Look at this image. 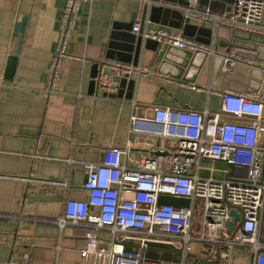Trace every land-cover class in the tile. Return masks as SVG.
Listing matches in <instances>:
<instances>
[{
	"label": "crops",
	"instance_id": "0c3cea01",
	"mask_svg": "<svg viewBox=\"0 0 264 264\" xmlns=\"http://www.w3.org/2000/svg\"><path fill=\"white\" fill-rule=\"evenodd\" d=\"M182 1L165 0L168 7L151 5L142 29L180 32L206 46L210 42L206 57L193 60L174 47L160 50L154 41L125 29L142 22L143 0H92L80 6L66 56L59 63L56 91L49 93L45 88L66 0H0V264H80V250L91 228L68 225L60 230L54 221L61 217L65 200L86 199L81 163H99L106 148H124L129 142L124 161L134 167L143 157L155 156L159 146L157 140L130 132L132 102L219 112L221 94L236 64L224 71V58L234 55L233 49L217 41L227 44L236 38L256 53L247 66L264 65L261 41L231 33L226 26L216 33L218 27L210 23L181 19L175 12L180 10L170 6L180 7ZM234 2L196 0L195 5L222 14ZM23 19L15 71L7 81V60L18 40L14 28ZM261 22L264 25V8ZM104 60L142 66L152 75H131L133 84L119 87L117 97H106L96 87L90 92L93 65ZM97 234L109 237L105 230ZM125 248L135 249L137 242L128 241ZM194 252L199 253L196 248ZM241 253H234L235 264H247L237 258ZM146 254L162 264L182 263L180 252L165 244H149ZM184 264L197 262L190 255Z\"/></svg>",
	"mask_w": 264,
	"mask_h": 264
},
{
	"label": "built area",
	"instance_id": "2783aa9c",
	"mask_svg": "<svg viewBox=\"0 0 264 264\" xmlns=\"http://www.w3.org/2000/svg\"><path fill=\"white\" fill-rule=\"evenodd\" d=\"M91 1L66 0L45 88L49 93L56 91L59 63L66 56L80 6ZM143 1L147 6H169L165 0ZM195 4L196 0H187L186 6L170 7L180 10L185 18L210 23L213 29L226 26L264 37V0H235L222 14L198 9ZM131 31L143 40L154 41L160 50L174 47L209 52L210 48L180 32L143 31L140 22L133 23ZM237 63L250 65L248 60L231 55L224 58V71ZM260 70L264 76V65ZM131 75L150 77L152 73L142 66L104 60L99 63L95 87L104 96L115 97L120 79L128 81ZM132 107L130 132L157 140L159 155L143 157L129 167L124 161L131 148L127 142L124 148H106L99 163H81L86 174V199L65 200L61 217L54 221L60 230L68 225L91 228L80 250V264H162L147 256L151 243L179 251L181 264L190 255L197 264L201 260L235 264V252H243L237 258L247 264H264L262 94L254 89L225 91L217 113L136 102ZM203 160L222 162L223 176H200ZM161 196L183 198L188 203L161 204ZM231 211L238 215L237 220ZM101 230L109 237L99 236ZM128 241L137 242V248H125ZM192 244L201 246L199 253L190 248Z\"/></svg>",
	"mask_w": 264,
	"mask_h": 264
},
{
	"label": "water",
	"instance_id": "95a60500",
	"mask_svg": "<svg viewBox=\"0 0 264 264\" xmlns=\"http://www.w3.org/2000/svg\"><path fill=\"white\" fill-rule=\"evenodd\" d=\"M180 5L186 6L187 0L180 2ZM149 7L150 6H147V5H145V7H144L145 8L144 9V17H143L142 22H141V29L143 27L145 15L147 14ZM175 12L179 14L181 19H185V21H189L188 18H185L183 15L180 14L181 13L180 11H175ZM24 25H25V20L23 19L20 23L16 24L15 28H14L15 34L18 36V40H17V46H16L13 54L7 60L6 75H5V79L7 81L11 80V77L15 71L17 55H18V50H19V45L21 42V36L23 33ZM132 25H133V23H130L128 25V27L124 26V28L125 29H129V28L132 29ZM219 29H220V27L217 28L216 33L218 32ZM231 33H244L245 35H247V37H250L252 39H258L257 41H261V43L264 44V37L257 36V35H250V34H247L245 32L235 31V30H232ZM235 39L234 38H233V40L231 39L230 43H227V44H224V43H221L220 41H217V45L218 46H226L229 51H231L233 49V54L236 57L243 58V59H246L249 61L255 60L256 59V53L253 51V49L251 47H246V48L242 47L240 45V43H238L237 40H235ZM208 43L210 45V42H206V44H208ZM174 49H176V48H174ZM176 50L179 51L180 53H183L184 55H186L187 58H191L193 60H194V58H196L197 56H200V55H202L203 57L207 56V53L204 51L190 52L187 50H180V49H176ZM107 59H109V58H107ZM98 69H99V64L95 63L93 65L92 73L90 75V82H89L90 92L95 87L94 79L96 77ZM240 78H241V80H240ZM127 82H129L130 84H133L132 80L129 79L127 81L126 78H122L119 81V87L123 86V84L127 83ZM247 88L258 90L259 92L262 93V95L264 97V76H263L260 69H257L254 67L251 68V67H249L247 65H243V64H236L233 68L230 79H228L226 89H227V91H230V92L243 93ZM117 96H119V94H117L115 97H117ZM153 155H159V153L155 152V153H153ZM159 203L176 205V206H186L188 201L186 199H183V198L161 196L159 198ZM231 214L234 216L235 220L238 219V215L234 211H231ZM230 224L231 223L228 222L227 226H230Z\"/></svg>",
	"mask_w": 264,
	"mask_h": 264
},
{
	"label": "rangeland",
	"instance_id": "374dc122",
	"mask_svg": "<svg viewBox=\"0 0 264 264\" xmlns=\"http://www.w3.org/2000/svg\"><path fill=\"white\" fill-rule=\"evenodd\" d=\"M201 166H202V170H201L202 174L207 175V176L211 175V177L216 178V179H219L222 177V170L224 169V164H221L217 161H213V162L204 161L201 163ZM190 248L191 249L196 248L199 252L201 249V246L192 244L190 245Z\"/></svg>",
	"mask_w": 264,
	"mask_h": 264
}]
</instances>
